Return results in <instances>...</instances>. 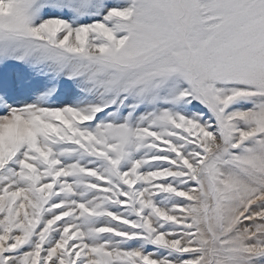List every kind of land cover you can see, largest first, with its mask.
I'll return each instance as SVG.
<instances>
[{"label": "snow or ice", "instance_id": "snow-or-ice-1", "mask_svg": "<svg viewBox=\"0 0 264 264\" xmlns=\"http://www.w3.org/2000/svg\"><path fill=\"white\" fill-rule=\"evenodd\" d=\"M0 264H264V0H0Z\"/></svg>", "mask_w": 264, "mask_h": 264}]
</instances>
